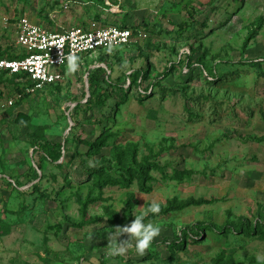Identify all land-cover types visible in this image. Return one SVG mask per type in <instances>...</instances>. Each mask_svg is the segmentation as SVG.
Segmentation results:
<instances>
[{
    "label": "rangeland",
    "instance_id": "1",
    "mask_svg": "<svg viewBox=\"0 0 264 264\" xmlns=\"http://www.w3.org/2000/svg\"><path fill=\"white\" fill-rule=\"evenodd\" d=\"M106 1L0 0L1 57L20 52L22 19L53 32L135 30L43 89L0 77V264H257L264 0ZM89 70L103 107L84 102ZM40 138L66 151L32 181ZM154 202L150 248L109 256L107 233Z\"/></svg>",
    "mask_w": 264,
    "mask_h": 264
},
{
    "label": "built area",
    "instance_id": "2",
    "mask_svg": "<svg viewBox=\"0 0 264 264\" xmlns=\"http://www.w3.org/2000/svg\"><path fill=\"white\" fill-rule=\"evenodd\" d=\"M134 32L131 27L116 26L53 32L22 19L16 32V45L20 52L13 59L0 58V76L24 79L34 89L40 90L62 80L67 55L75 54L80 61L98 50L124 46L130 42Z\"/></svg>",
    "mask_w": 264,
    "mask_h": 264
},
{
    "label": "clouds",
    "instance_id": "3",
    "mask_svg": "<svg viewBox=\"0 0 264 264\" xmlns=\"http://www.w3.org/2000/svg\"><path fill=\"white\" fill-rule=\"evenodd\" d=\"M67 59L68 73H75L79 68V57L69 54ZM161 208L158 203H152L146 210L135 213V219L130 224L117 227L116 231L107 233L108 255L112 257L124 255L134 249L138 255H143L150 248L153 240L159 235L160 228L151 221L145 222L149 214H158ZM127 236V239H120ZM257 264H264V255L257 254Z\"/></svg>",
    "mask_w": 264,
    "mask_h": 264
},
{
    "label": "trees",
    "instance_id": "4",
    "mask_svg": "<svg viewBox=\"0 0 264 264\" xmlns=\"http://www.w3.org/2000/svg\"><path fill=\"white\" fill-rule=\"evenodd\" d=\"M104 3L107 1L106 0H101ZM116 3H118V0H116ZM116 27H120V28H125L128 25H123L121 23H119L118 25H114ZM0 58H2L0 56ZM7 58L9 59H13L16 58L15 56H7ZM108 65V64H107ZM108 72L110 70H107ZM88 90L89 93L85 99V103L87 104L88 108H91V106H99V107H103L105 105V101H106V93L105 91L101 88V86L99 85V71L96 72H91L90 70L88 71ZM168 74L165 73L164 76H167ZM3 77V76H0ZM83 144L87 145H92L91 143H87L86 141H81ZM33 147V154H37L38 155V161L35 164V167H30L29 173L26 175V178L28 180H32V181H37L40 178V173L42 171V164L44 162H49L51 164H59L61 162V160L64 157L65 151H66V147L64 144L59 143V142H53V141H48L44 138H40L37 139L36 141L33 142L32 144ZM103 169H89L87 170V172L89 173V175H98L100 173V171H102ZM6 185L11 186V185H20L19 182H9ZM229 229L231 230H236L235 227H230ZM173 244H179L178 242H174Z\"/></svg>",
    "mask_w": 264,
    "mask_h": 264
},
{
    "label": "crops",
    "instance_id": "5",
    "mask_svg": "<svg viewBox=\"0 0 264 264\" xmlns=\"http://www.w3.org/2000/svg\"><path fill=\"white\" fill-rule=\"evenodd\" d=\"M16 57V54L14 55ZM7 57V56H6Z\"/></svg>",
    "mask_w": 264,
    "mask_h": 264
}]
</instances>
